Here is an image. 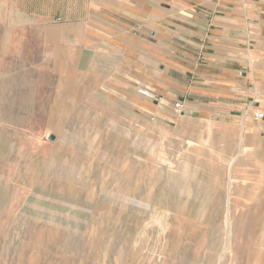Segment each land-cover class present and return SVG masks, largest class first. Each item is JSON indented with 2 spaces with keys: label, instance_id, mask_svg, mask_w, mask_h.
<instances>
[{
  "label": "rangeland",
  "instance_id": "374dc122",
  "mask_svg": "<svg viewBox=\"0 0 264 264\" xmlns=\"http://www.w3.org/2000/svg\"><path fill=\"white\" fill-rule=\"evenodd\" d=\"M48 7L0 21V264H264L254 122L166 126L47 69Z\"/></svg>",
  "mask_w": 264,
  "mask_h": 264
},
{
  "label": "crops",
  "instance_id": "0c3cea01",
  "mask_svg": "<svg viewBox=\"0 0 264 264\" xmlns=\"http://www.w3.org/2000/svg\"><path fill=\"white\" fill-rule=\"evenodd\" d=\"M39 2L49 6L44 20L52 3L66 6L42 28L47 69L88 78L143 120L226 132L254 122V140L264 141V0H0V21Z\"/></svg>",
  "mask_w": 264,
  "mask_h": 264
},
{
  "label": "built area",
  "instance_id": "2783aa9c",
  "mask_svg": "<svg viewBox=\"0 0 264 264\" xmlns=\"http://www.w3.org/2000/svg\"><path fill=\"white\" fill-rule=\"evenodd\" d=\"M135 93L148 102H157L155 94L146 88L136 87ZM173 109L177 114H180L182 112V105L179 103H175ZM253 118H255V120H260L262 118V114L256 113L254 114Z\"/></svg>",
  "mask_w": 264,
  "mask_h": 264
},
{
  "label": "bare ground",
  "instance_id": "6f19581e",
  "mask_svg": "<svg viewBox=\"0 0 264 264\" xmlns=\"http://www.w3.org/2000/svg\"><path fill=\"white\" fill-rule=\"evenodd\" d=\"M250 231V230H249ZM234 260V259H233ZM196 261V260H195Z\"/></svg>",
  "mask_w": 264,
  "mask_h": 264
}]
</instances>
